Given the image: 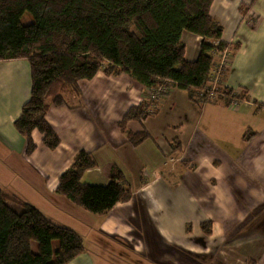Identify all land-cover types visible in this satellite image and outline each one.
<instances>
[{"label": "crops", "instance_id": "1", "mask_svg": "<svg viewBox=\"0 0 264 264\" xmlns=\"http://www.w3.org/2000/svg\"><path fill=\"white\" fill-rule=\"evenodd\" d=\"M26 8L10 13L6 27L23 28ZM210 13L222 26L230 63L209 84L244 87L245 100L195 103L171 81L151 99L136 75L101 69L80 82L79 95L68 94L72 107L48 109L60 139L53 149L33 130L36 148L26 154L13 122L30 96V65L26 58L0 60V181L18 180L40 199L41 211L49 200L62 212L57 223L85 236L84 251L65 264H264V0H213ZM181 40L185 58L196 59L202 36L183 31ZM142 102L144 116L123 129L126 111ZM138 131L148 136L132 144L126 133ZM81 149L96 160L83 182L107 184L113 166L132 190L103 216L56 191Z\"/></svg>", "mask_w": 264, "mask_h": 264}, {"label": "trees", "instance_id": "2", "mask_svg": "<svg viewBox=\"0 0 264 264\" xmlns=\"http://www.w3.org/2000/svg\"><path fill=\"white\" fill-rule=\"evenodd\" d=\"M212 1L0 0V60L26 58L30 65V96L13 122L26 139V154L36 148L33 130L42 134L46 147L58 146L59 136L46 119L48 109L72 107L68 94L79 95L80 82L92 79L101 69L106 74H134L149 87L171 81L187 89L195 103L245 100L248 91L244 87L213 88L209 84L215 55L228 46L221 38V24L210 13ZM25 6L39 13L35 27L7 28L9 14ZM183 31L202 36L198 56L192 61L185 58ZM211 38L218 43H211ZM142 105H132L126 111L119 122L123 129L128 120L144 116ZM126 136L137 144L148 133L127 132ZM95 165L91 151L79 150L60 174L56 191L103 216L117 202L128 200L132 190L124 179L115 178L118 172L113 166L107 184L83 182L84 172ZM37 225L38 249L31 256L27 234ZM54 238L58 239L56 248ZM84 249L82 238L73 229L54 224L36 206L18 202L0 187V264H65Z\"/></svg>", "mask_w": 264, "mask_h": 264}, {"label": "rangeland", "instance_id": "3", "mask_svg": "<svg viewBox=\"0 0 264 264\" xmlns=\"http://www.w3.org/2000/svg\"><path fill=\"white\" fill-rule=\"evenodd\" d=\"M30 9V12H21V14L19 15V21H20V24L23 28L21 29H31L33 28L37 21H35V17L33 16L34 13L36 14V16L38 17L39 16V13L32 7V6H27L26 10H29ZM34 11V12H33ZM32 26V27H31ZM19 28V27H17ZM1 155V154H0ZM0 157H3V156H0ZM10 174L9 170H7V175ZM11 178H8L5 180V181H0L2 183H0V187H2V189L5 191V192H8L9 194L10 193V190H15V188H17L16 192L19 194H16V195H13L18 202H29L31 203L32 205H37L38 202L40 201L39 198H36L33 200L30 195L26 192L25 188L20 186L19 184V181L18 180H15L14 184L13 183H8L9 180ZM4 183V184H3ZM6 189H10V190H6ZM52 202H55L53 199L51 200ZM45 205L42 206V210L41 211L43 213V215L48 218L51 222H53L54 224H58L60 222H62L61 220H59V218H62V212L60 210L57 211L56 210H53L52 208H50L49 204H50V201H45ZM73 203V202H72ZM37 207V206H36ZM38 208V207H37ZM39 209V208H38ZM41 210V209H40ZM68 215V213H66ZM69 219L70 216L68 215L67 216ZM58 222V223H57ZM59 225V224H58ZM70 228V227H69ZM72 229V228H71ZM74 230V229H73ZM75 231V230H74ZM77 232V231H75ZM78 233V232H77ZM79 234V233H78ZM28 238L30 240V254L31 256H35L36 253H37V249H38V243H39V236H40V228L39 226H35L34 228L30 229L28 231ZM80 235V234H79ZM84 236V235H83ZM80 237L82 238V241H83V244L84 246L86 245L87 243V240L85 239V236L84 238L80 235ZM57 243H58V239L54 238L53 239V246L54 248L57 247ZM89 247L93 248V245H88ZM119 254H121L120 251H118Z\"/></svg>", "mask_w": 264, "mask_h": 264}, {"label": "built area", "instance_id": "4", "mask_svg": "<svg viewBox=\"0 0 264 264\" xmlns=\"http://www.w3.org/2000/svg\"><path fill=\"white\" fill-rule=\"evenodd\" d=\"M229 63H230V54L228 49L225 48L223 51L218 52L215 55V58L212 63V67L210 69V78H211L210 81L217 84L222 74V71L228 67ZM164 90L165 88L163 86H157V87H149L148 92L150 94V98L154 99L157 94H160Z\"/></svg>", "mask_w": 264, "mask_h": 264}]
</instances>
